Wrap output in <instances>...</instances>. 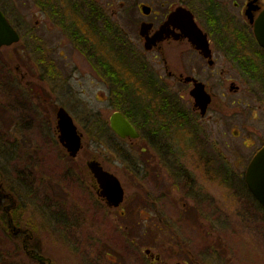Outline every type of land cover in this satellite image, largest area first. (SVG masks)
Masks as SVG:
<instances>
[{
	"label": "rangeland",
	"instance_id": "rangeland-1",
	"mask_svg": "<svg viewBox=\"0 0 264 264\" xmlns=\"http://www.w3.org/2000/svg\"><path fill=\"white\" fill-rule=\"evenodd\" d=\"M81 1L89 0H0V5L22 38L20 43L0 49V171L6 191L13 195L18 206L24 208L28 205L32 212L44 254L56 264H92L93 258L106 253H112L117 258V264H133L136 256L131 252L135 251L147 260L144 250L149 247L155 249V229L142 225L143 230L140 231L130 223L132 219L139 218L136 207L129 210V216L124 218L127 223H122L118 213L112 212L107 218L98 216L96 224L91 225L88 211H85L87 219L83 225L77 226V234L60 236V225L52 213L57 212L58 202L62 198L60 187L63 186V173L68 161L62 152L64 145L60 142V132L58 137L55 133L56 128L60 130L58 113L63 108L84 134L85 146L77 159L83 162L91 154L92 158H98L126 184L129 196L137 189H141L140 192L144 190L146 193H141L148 202L152 206L156 202L161 215L168 221L172 220L170 225L173 230L170 234L176 239L177 256L185 250L190 251L199 264H264V210L245 184L247 167L264 145V88L261 82L245 76L244 66L234 68L227 63L225 51L228 48L221 45L225 50L221 49L220 53L228 65L206 68V72L197 66V76L201 77L197 79L206 84L213 96L206 117L201 118L199 112L195 113L194 100L190 96L193 86L173 78H162L167 75L163 66L156 65L153 53L147 54L143 45L138 43L140 23H137L139 13L136 2L149 4L153 0H92L93 9L110 25V33L106 34L111 43L108 45L111 49L108 54L110 63H114L112 58H119L120 53L126 56L128 61L124 63L129 67L131 65L132 70L130 78L139 77L141 81H146L149 76L152 77L153 87L163 89L164 95L177 101L183 111L186 108L191 112L187 124L189 138L200 139L198 134L202 133L208 140V153L203 152V162L199 159L185 162L192 150L196 149L195 155H200L199 147L184 143L186 138L179 134L185 135V130H176L174 133L178 142L173 149L179 158L175 165L180 169L176 166V170H173V163L162 169L152 159L154 154L160 158L166 156L163 150L160 153L157 148L142 144L131 147L101 132L117 111V105L121 103L128 108L129 103L125 98L121 100L117 97L118 86L99 67L100 64L92 60L91 70L86 63L80 64L72 56L74 61L71 58V62L66 61L68 65L61 66V45L68 41L58 24V19L65 17L61 4L71 11L68 17L71 16L73 21L74 17H79V13H87L81 9V6L87 9ZM69 2L75 5L66 7ZM223 20L226 23V19ZM246 21L244 17L237 19L241 26ZM79 27L81 25L76 26ZM228 35L231 36V33ZM92 44L96 45L93 40ZM28 46L33 54L32 65L28 63L31 73L24 66V61L17 71L18 60ZM45 47L49 49L46 50L49 58L56 62L55 66L50 67L45 62L42 64L39 57L35 61L36 53L45 51ZM237 47L243 46L238 44ZM253 48L246 50L247 56L253 52L260 55ZM170 58L169 69L181 71L177 56ZM188 58L191 61L198 59L195 54ZM244 59L246 57L241 55L240 60ZM222 69L231 78H221ZM235 70L240 71V76ZM22 75L29 76L26 78V81H30L29 90L25 92L18 87L14 96L11 81L16 78L19 83ZM125 78L129 76L126 74ZM141 83L134 82L139 86L144 82ZM141 90L144 95L153 93L145 85ZM26 94L27 98L24 97ZM149 101L157 104L156 99ZM143 147L145 152L142 153ZM30 155L38 157V161L31 162L28 159ZM213 157L215 162H210ZM143 158L148 161L145 162V170L140 173L139 165ZM186 167L191 170L192 177L186 173ZM186 176L190 177L192 183L197 178L202 193L195 190L186 193L183 188L180 191L181 182L186 180ZM80 178L83 187L84 178ZM159 183H163L161 190H158ZM30 186L39 190V194L33 197L32 206L29 205ZM93 194L92 203L97 199ZM77 196L78 193H75L73 198L77 200ZM81 199L84 210H87L88 195L81 194ZM108 218H111V222ZM118 228L125 231L121 232ZM127 234L128 237L124 238ZM139 234L143 238L133 244ZM10 248L6 246L5 251H10ZM102 257L105 264H111L107 257ZM146 260L145 264H151Z\"/></svg>",
	"mask_w": 264,
	"mask_h": 264
},
{
	"label": "flooded vegetation",
	"instance_id": "flooded-vegetation-1",
	"mask_svg": "<svg viewBox=\"0 0 264 264\" xmlns=\"http://www.w3.org/2000/svg\"><path fill=\"white\" fill-rule=\"evenodd\" d=\"M81 3L87 8L84 9L81 6V9L87 11V13H79V17H74L73 21L70 19L71 16L68 17V14L71 15V11L65 9V4H61L64 9L62 14L65 15V17L61 16V20L60 18L58 19V24L61 25L62 34L66 40L68 39V41L62 43L59 56L63 61V64H61L62 67L68 65L67 62H71V58L72 61H74V57L72 56H75L76 61L80 64L86 63L92 70V60L96 64H100L103 57L107 58L108 54L107 52H103V48L106 50L108 48L107 46L110 44L106 35L110 33V25L109 22L103 21V18L96 13L95 9H93L92 0L81 1ZM136 3V8L139 13L137 23H140L138 43L143 45L147 54L153 53V62L156 63V65L163 66L167 75L165 77L161 76L162 78H173L178 82L193 86V82L187 83L186 78H201L197 76V66H201L203 72L207 71L206 68L215 69L219 64L228 65L227 63H231L234 68H240L243 60H240V48L237 46L238 44L241 46L239 37L242 35L255 41L253 49H257L256 51H259V53L263 55L261 51L262 48L258 45L254 34V24L251 23V17L256 20L262 11H264V0H153V3L149 4L143 2ZM74 5L75 3L69 2L66 7H73ZM92 12L95 13L92 14ZM239 17L246 18L247 21L245 22V25L241 26L238 24L237 19ZM223 19H226V23H224ZM92 20L93 23L96 24L101 31H104L106 35L104 37V42L99 41L100 43L96 45L92 44ZM144 24L150 27L142 35ZM78 25H81V27L76 28ZM196 32L199 33L198 35L200 38H202L203 35H206L212 52V59H206L203 56L202 51L198 49V44L194 43L193 40ZM228 33H231V36H227ZM149 40H154L155 42L152 43L151 49L146 48V43ZM221 45H224V48H228L225 51L228 56L227 63L224 61V58L220 53V50L223 49ZM47 49L48 48L46 47L43 48V50H45L43 52L39 50L34 56V59L36 61V58L39 57L42 64L45 62L50 67L55 66L56 62L49 58L46 51ZM98 51H101L103 54H100ZM23 52L24 55L18 60L19 64L16 67L17 71L21 69L23 66L22 61H24V66H27L28 72L31 73V67L28 63L32 65L33 54L30 46L25 47ZM18 54H21V52ZM192 54L197 56V61H191L190 58H188V56ZM172 55L177 56L178 66L182 67L179 72L169 69L171 66L170 56ZM254 63L260 64L261 62L260 60H257ZM187 68H190V71H187ZM236 72H238V76H240V71ZM243 73L248 78H264V76L261 75L255 77L252 73H249L246 70ZM22 76L19 83L16 78H13L11 81V88L14 96H16V90L18 87L24 89L25 92L29 90L28 85L30 84V81H26V78H29V76ZM221 78L231 77H229L224 69H222ZM24 97L27 98L28 95L26 94ZM14 98L16 99V97ZM150 110H152L151 117L154 123H147V121L142 119L136 124L131 118L121 112L135 126L140 135L137 139L131 137L120 139L122 142L127 145L130 144L131 147L142 144L144 146L148 145L149 147H155L160 153L164 151L167 157L163 156L160 158L158 155L154 154L152 160L158 162L162 169L168 168V164L173 163L171 168L176 170L177 165L175 164H177L176 162L179 158L175 154L176 150L173 149L178 142L174 132L178 129H184L185 135L179 134L186 138L184 143H192L195 147H199L197 149L200 151V155H195L197 151L196 149V151H190V155L185 159V162L187 161L191 163L198 159L203 162L205 160L202 156H205L203 152L208 153V150H206L209 146L208 140L201 135L202 133L198 134L200 139H195V137L189 138V134L187 133L189 129L187 128V124L191 119V112H189V110L186 108H184V111L182 109L180 110L184 122L181 121V119L177 121V117L168 118L166 116H161L159 113H155L158 109L150 108ZM194 110L195 113L199 112L201 118L206 117V115L202 116L198 109L194 108ZM108 124L110 125V119ZM56 129L55 133L58 137L60 130H58V128ZM78 130L82 136V146L76 157L70 156L68 151L61 146L62 152L64 153L65 158L67 157L68 161L65 163V165L67 164V167L64 165L63 186L60 187L62 198L58 202L57 212L52 213V216H56V222L60 225L58 228L60 236H63L66 233L68 235L69 233L71 235L77 234V226L83 225L87 219L85 211H88L90 217V220H88L91 225L92 223L96 224L98 216H104L107 218L108 216H111L112 212L118 213V217H120L122 223H127V219L124 218L129 216V210L136 207L139 218L132 219L130 223L133 226L138 227V230L140 231L143 230L142 225L153 227L155 229L153 242L155 243V249L149 247L144 250L147 260L144 259V257H140L137 252H131L133 256H136L133 258V264H145V260L146 262L149 261L151 264H199L190 251L184 250L183 252L178 253L177 256L176 239L173 234H170L172 233L171 230H173L170 225L172 220L168 221L161 215L156 202L154 203V206L148 202L147 197L143 196L141 193H146L144 190L140 192L141 189H137L138 191H135L129 196V188L126 184H124L118 175L105 166V164L98 158H92L91 154L88 158L84 159L83 162L77 159L78 156H81L79 154L85 146L84 134L79 128ZM172 135L176 138H170ZM143 149L142 153L145 152V147H143ZM216 157L219 160L220 156L218 154ZM28 159L32 160L31 162L38 161V157L34 155L28 156ZM147 161L148 160L144 159L140 162V173L145 170V162ZM92 162L98 163L103 170L112 173L120 181L124 190V196L119 205L115 206L108 203L107 197L103 195L101 181L92 171ZM210 162H215V158L213 157ZM177 168L180 169L179 166H177ZM186 173L192 177L191 170L187 167ZM222 173L224 174L223 170ZM80 177L84 178L85 186L83 187H81L82 181ZM193 181L194 183L191 182L190 177L186 176V180H182L181 182L180 189L183 188L186 193L191 190L202 193L201 186L197 183V178L196 181ZM162 184L163 183L158 184V190H161L160 185ZM38 191L39 190L35 187H28L30 206L33 205V197L39 194ZM180 191L182 192V189ZM75 193H78L77 200L73 198ZM93 193L96 195L97 199L96 202L92 203ZM81 194L84 196L88 195L89 203L87 210H84V202L81 199ZM27 207L28 205L24 208L18 206L13 195L6 191L2 181V173L0 171V249H4V251L0 250V264H56L48 255L44 254L43 248L41 247L42 241H40L37 235V223H34L32 212H30ZM104 210H107L110 214L105 213L106 211ZM196 212H199V210L196 209ZM108 219V221L111 222V218ZM128 227L129 226L126 225V229H128ZM117 230H120L121 232L125 231L122 228H118ZM127 237L128 234L127 236H124V238ZM142 238L143 235L139 234V236L134 238L133 244L139 239L141 241ZM8 245L11 247V250L5 251V248ZM102 256L107 257L109 260L107 261L111 264H117V258L112 253H110V255L107 253L104 255L100 254L97 258H93L92 264H105ZM121 263L125 264L124 262Z\"/></svg>",
	"mask_w": 264,
	"mask_h": 264
},
{
	"label": "water",
	"instance_id": "water-1",
	"mask_svg": "<svg viewBox=\"0 0 264 264\" xmlns=\"http://www.w3.org/2000/svg\"><path fill=\"white\" fill-rule=\"evenodd\" d=\"M251 23L254 24L256 40L262 49H264V11H262L256 20L251 17ZM149 27L148 25H143L142 35ZM198 34L199 33L196 32L194 35V43L198 44V49L202 51L206 59H212V52L206 35H203L202 39ZM20 40L21 37L19 32L0 8V49L4 46H11L19 43ZM152 43H155L154 40H149L146 43V48L151 49ZM186 82H193L190 96L194 100L195 108L200 111L202 116H205L212 103V95L208 92L206 85L196 78H186ZM232 89H234V87H232ZM58 118L60 142L70 152V155L75 157L81 149L82 136L72 118L63 108L59 111ZM110 126L113 132L121 139H126L127 137L137 139L140 136L135 126L121 112H114L111 115ZM92 171L101 181L103 195L107 197L108 203L115 206L119 205L123 200L124 190L118 178L112 173L103 170L96 162H92ZM245 180L250 192L264 208V147L255 155L249 164Z\"/></svg>",
	"mask_w": 264,
	"mask_h": 264
},
{
	"label": "trees",
	"instance_id": "trees-1",
	"mask_svg": "<svg viewBox=\"0 0 264 264\" xmlns=\"http://www.w3.org/2000/svg\"><path fill=\"white\" fill-rule=\"evenodd\" d=\"M0 8L7 15V13L5 12L4 8L1 5H0ZM11 23L14 25V23L12 21H11ZM100 37H101V40H100ZM239 38H240L239 42L243 46V47H240L239 52L242 56L246 57V59H244L242 61L241 66L242 67L244 66L245 70L248 72L251 71L252 73H254L256 75L264 76V50L263 49L261 50L263 55L260 54L258 56L257 54H254V52H253V53H250V54H252L251 56H247L246 50H249V49L252 50L253 44L255 41L251 40L250 38L244 37V35H242ZM92 40L96 44H98L100 42H104L103 32L93 22H92ZM107 47H106L107 48L106 50H105V48H103L104 49L103 52L104 53L107 52V54H110L109 52L111 51V49H109V46H107ZM98 52H101V51H98ZM258 54H259V51H258ZM120 55L121 56H117L119 58H115V57L112 58L115 61L112 64L110 63V61L108 59L109 58L108 55H107V58L103 57L102 62H104V63H100V66H99V67H102V69H104V71L108 75L111 76L110 79L118 86V91L116 94L117 97L121 98V100H123L125 98V100H127L129 103L128 108H124V106L121 103H119L117 105L116 109L118 111L126 114L136 124H138L139 121H141L142 119L147 121V123H154L153 119L151 117V111L152 110H150V108L158 109V111H156L155 113H159L161 116H166L168 118L169 117H177L178 118L177 121H179L180 119H181V121H183L182 116L180 114L181 109H180L178 102L169 98L168 96H165L163 89H161V88L156 89L155 87H153L152 77L149 76L146 79V81H144V80L141 81V79L139 77L130 78L131 72H132L131 65L129 67L128 64L124 63V62L128 61V58L126 56H122V53H120ZM249 57H252L253 59L248 60L247 58H249ZM257 60H260L261 63L255 64L254 62ZM116 67H118V68H116ZM121 68L123 70H121ZM126 74L129 76V78H127V79L125 78ZM149 78H151V79H149ZM254 79L259 80L261 82L262 88H264V78H254ZM134 82H137L140 84H142L141 82H144L143 85H145V87L148 88V90H151L153 93L150 95H144V92H142V90H141V87L143 85H141V86L135 85ZM145 93H147V90H145ZM151 95L155 96V97L153 98ZM152 99H154V100L156 99L157 104H154L151 101H149ZM121 102H123V101H121ZM126 105H127V103H126ZM172 109H174V110H172ZM104 124H106V123H104ZM101 132H104L110 138L113 137V139L121 142V140L112 131L109 124H106L104 126V128H102Z\"/></svg>",
	"mask_w": 264,
	"mask_h": 264
}]
</instances>
